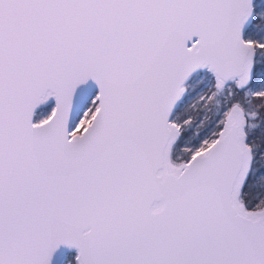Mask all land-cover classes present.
<instances>
[{"label":"snow or ice","instance_id":"snow-or-ice-1","mask_svg":"<svg viewBox=\"0 0 264 264\" xmlns=\"http://www.w3.org/2000/svg\"><path fill=\"white\" fill-rule=\"evenodd\" d=\"M0 264H264V0H0Z\"/></svg>","mask_w":264,"mask_h":264}]
</instances>
